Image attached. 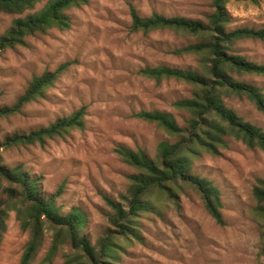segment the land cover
I'll return each mask as SVG.
<instances>
[{
    "label": "rangeland",
    "instance_id": "1",
    "mask_svg": "<svg viewBox=\"0 0 264 264\" xmlns=\"http://www.w3.org/2000/svg\"><path fill=\"white\" fill-rule=\"evenodd\" d=\"M48 1L42 0L23 15L0 13V39L14 20L40 11ZM132 6L142 17L158 13L207 21L213 12L211 0H89L68 11L69 30L37 33L28 36L25 44L0 52V108L15 104L35 77L68 64L43 98L27 104L19 114L0 118V139L48 127L83 107L85 130L48 140L44 146L4 149L2 160L39 177L44 194L53 195L63 187L58 206L65 213L78 208L85 214L86 233L93 242L109 227L110 209L104 196L120 200L128 195L129 177L137 173L115 149L124 146L154 158L161 142H174L156 124L137 115L162 111L181 126L190 118L174 106L191 97L190 86L176 80L157 82L140 71L160 65L196 68L197 61L191 56L173 54L193 41L170 30L132 31ZM228 8L233 16L230 29H264V0L259 4L233 1ZM237 49L248 61L264 65V41L243 40ZM242 80L264 93V77ZM226 103L264 131V114L249 100L231 98ZM194 173L219 187L225 224L218 225L199 194L185 187L177 205L168 202L160 216L142 220L141 238L127 243L120 264H261L253 187L264 178V150L229 139L220 155H203ZM29 238L16 214L10 212L0 245V264H20ZM51 241L52 235L47 233L33 264H45ZM63 255L60 252L51 264H64Z\"/></svg>",
    "mask_w": 264,
    "mask_h": 264
},
{
    "label": "trees",
    "instance_id": "2",
    "mask_svg": "<svg viewBox=\"0 0 264 264\" xmlns=\"http://www.w3.org/2000/svg\"><path fill=\"white\" fill-rule=\"evenodd\" d=\"M239 0H211L213 12L207 21L186 17H166L153 13L142 17L131 7L132 31L150 33L170 30L193 42L173 51L177 56H191L196 68H176L166 65L146 67L140 74L157 82L176 80L192 88L189 98L175 102L176 109L189 114L181 126L169 113L141 112L138 118L156 124L174 142L163 141L153 158L144 151L124 146L115 149L117 155L137 170L130 175L128 195L114 200L104 196L110 209L109 227L96 242L86 233L87 219L78 208L65 213L57 199L63 187L53 195L44 194L41 179L22 166L9 167L3 163L2 151L12 147L44 146L48 140L62 138L74 130H85L86 109L62 117L48 127L29 133H14L0 139V245L7 232L9 213L14 212L24 232L30 238L20 264H33L51 233V246L44 263L51 264L64 253V264H120L127 243L140 240L142 220L150 215L160 216L168 202L177 205L179 193L192 188L201 197L210 216L224 225L221 191L208 178L194 173V166L205 155L218 156L227 148L228 140L241 141L249 148L264 150V131L240 117L227 99L249 100L264 114V93L242 78L264 77V65L248 61L238 53L237 44L243 40L264 41V29H230L233 16L228 4ZM259 4L263 0H251ZM42 0H0V13L23 15L35 10ZM89 0H49L40 11L14 20L13 26L0 39V52L25 44L28 36L51 29L69 30L72 21L68 11L87 5ZM68 64L54 72L35 77L28 89L11 106L0 108V118L19 114L29 103L45 96ZM256 206L254 220L260 232V258L264 264V178L253 187Z\"/></svg>",
    "mask_w": 264,
    "mask_h": 264
}]
</instances>
